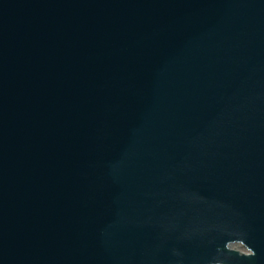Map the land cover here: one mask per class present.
<instances>
[{
	"label": "water",
	"instance_id": "95a60500",
	"mask_svg": "<svg viewBox=\"0 0 264 264\" xmlns=\"http://www.w3.org/2000/svg\"><path fill=\"white\" fill-rule=\"evenodd\" d=\"M0 264H264V0H0Z\"/></svg>",
	"mask_w": 264,
	"mask_h": 264
}]
</instances>
